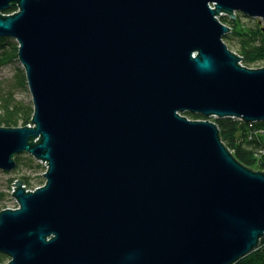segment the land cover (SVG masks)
Returning <instances> with one entry per match:
<instances>
[{"label": "water", "instance_id": "95a60500", "mask_svg": "<svg viewBox=\"0 0 264 264\" xmlns=\"http://www.w3.org/2000/svg\"><path fill=\"white\" fill-rule=\"evenodd\" d=\"M235 10L264 19V0H0L34 104V126H0V169L24 152L48 164L35 191L12 183L0 264H231L256 250L264 171L211 119L264 120V66L240 64L216 17Z\"/></svg>", "mask_w": 264, "mask_h": 264}, {"label": "trees", "instance_id": "16d2710c", "mask_svg": "<svg viewBox=\"0 0 264 264\" xmlns=\"http://www.w3.org/2000/svg\"><path fill=\"white\" fill-rule=\"evenodd\" d=\"M17 5L5 12L17 10ZM241 13L235 18L231 15H221V20L231 27V31L224 36L228 46L242 56L246 66L255 67L258 62L264 63V26L258 22L247 25L241 20ZM235 40V42H234ZM19 44L8 37H0V66L14 61L18 57ZM18 81L8 87L0 84V126L17 127L28 125L34 115L32 100H24L16 95L18 85L26 86L27 78L24 68H20ZM191 119L206 118L202 114L186 111L183 113ZM220 131V137L235 157L244 165L257 171H264V120L249 122L239 117H212ZM16 170L19 172L22 163L30 165L35 172L42 171L44 166L36 157L29 153H19L15 156ZM40 175V174H39ZM26 186L32 187V176L23 174ZM16 179H10L15 181ZM46 182V179L43 181ZM42 182V183H43ZM6 208L0 203V212ZM10 257L0 252V263ZM231 264H264V237L258 248Z\"/></svg>", "mask_w": 264, "mask_h": 264}, {"label": "rangeland", "instance_id": "374dc122", "mask_svg": "<svg viewBox=\"0 0 264 264\" xmlns=\"http://www.w3.org/2000/svg\"><path fill=\"white\" fill-rule=\"evenodd\" d=\"M19 10L20 9L17 8V10H15L13 12L7 13L4 11L2 13L13 14L14 12L19 11ZM239 13H241V15H240L241 20L243 22H245L247 25H252V24H255L258 22L260 25L264 26V19L263 18L252 17V16L244 14L243 12L238 11L237 14H239ZM223 14H225V13H223ZM221 15H217L216 17H218L221 20V18H220ZM8 38H10V40L16 41V39L13 37H8ZM234 42H235V40H234ZM233 51H235L237 53L235 48H233ZM263 66H264L263 62H258L254 68L263 67ZM20 68H24V67H23L22 62L19 59V56L14 61L0 66V84L2 86L4 85L6 87H8L12 83L15 84V82L18 81V79H19V73H20L19 69ZM15 90H16L17 97L23 98L24 100H32V94H31V91L29 89L28 83L26 86L18 85L15 88ZM211 119H212V117H211ZM251 122H253V121H251ZM262 134H264V131ZM38 162H40L44 166L43 170L39 171V172L33 171V169L30 167V165H25L23 163H22V166H21L19 172L16 170V168L14 170H11V171H5L3 169H0V203L4 204L6 206V208H18V206H19V203L17 202L16 198L13 195V191L15 190L14 189L15 187H14V184H12V183L14 181H10V179H12V178L16 179V180H18L20 178L23 179V177H22L23 174L32 176L31 181H32L33 186L32 187L26 186L31 191H35L36 188H38L39 186L45 185L46 182H43V181L46 179V177L44 176L43 173L46 172L47 166L45 163H43L40 160H38ZM6 208H4V209H6ZM9 261H10V259L9 260L6 259V261L3 263H8Z\"/></svg>", "mask_w": 264, "mask_h": 264}, {"label": "built area", "instance_id": "2783aa9c", "mask_svg": "<svg viewBox=\"0 0 264 264\" xmlns=\"http://www.w3.org/2000/svg\"><path fill=\"white\" fill-rule=\"evenodd\" d=\"M211 7L212 8H214V4H212L211 3ZM237 54L240 56V57H242L238 52H237ZM243 61H242V58H241V61H240V63H242ZM29 126H33L34 124H31V122L28 124ZM40 161H42V160H40ZM43 162V161H42ZM46 162L47 161H44L43 163H45L46 164ZM46 166H47V168H48V164H46ZM47 170V169H46ZM24 186H26V184H24ZM15 187V186H14ZM27 188V187H26ZM15 189V188H14ZM27 190H29L28 188H27Z\"/></svg>", "mask_w": 264, "mask_h": 264}, {"label": "bare ground", "instance_id": "6f19581e", "mask_svg": "<svg viewBox=\"0 0 264 264\" xmlns=\"http://www.w3.org/2000/svg\"><path fill=\"white\" fill-rule=\"evenodd\" d=\"M237 12H238L237 10L234 11L235 14H237ZM222 15H223V14H222ZM228 15H231V14L229 13ZM221 22H223V21H221ZM240 61H241V60H240ZM240 64H242L243 66H246L243 62L240 63ZM248 67H249V66H248ZM249 68H254V67H249ZM199 119H202V118H199Z\"/></svg>", "mask_w": 264, "mask_h": 264}]
</instances>
